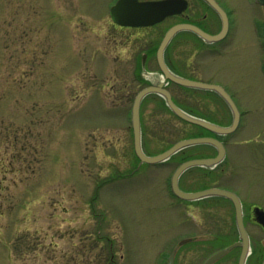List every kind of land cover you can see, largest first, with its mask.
Segmentation results:
<instances>
[{
    "label": "rangeland",
    "instance_id": "rangeland-1",
    "mask_svg": "<svg viewBox=\"0 0 264 264\" xmlns=\"http://www.w3.org/2000/svg\"><path fill=\"white\" fill-rule=\"evenodd\" d=\"M222 1L238 15L228 43L211 54L185 45L178 61L191 58L188 76L226 90L239 126L220 136V164L188 168L179 185L218 186L237 194L245 210L264 209V4ZM112 2L0 0V264H167L175 245L192 236L197 248H182L187 264L220 245L211 238L232 205L221 197L172 195L176 156L140 163L134 154L130 109L148 74L158 73L164 28L114 27ZM174 41L165 50L173 63ZM165 84L185 110L230 123L215 92ZM140 119L149 155L192 134L156 94L142 99Z\"/></svg>",
    "mask_w": 264,
    "mask_h": 264
},
{
    "label": "water",
    "instance_id": "water-1",
    "mask_svg": "<svg viewBox=\"0 0 264 264\" xmlns=\"http://www.w3.org/2000/svg\"><path fill=\"white\" fill-rule=\"evenodd\" d=\"M258 1L261 4H264V0H258ZM167 7H168L167 2L164 1L139 2L138 0H117L116 3L111 7L110 14L112 19L121 25L147 26L160 21L163 18V16L166 14L165 9ZM218 10L220 11L223 19V29L219 35L210 36L207 33L203 32L198 27L189 24L173 26L166 31L159 46L157 47L156 60L158 63V67L165 79L182 86L205 89V90H213L217 92L227 103V105L231 110L232 119L230 124L227 126L218 125L203 118H199L187 113L186 111H184L174 103L171 97V93L167 88L164 87L163 81L156 79L155 81H152L150 85L140 89L136 93L132 102L131 127L133 134V149L135 155L137 156L140 162L159 163L167 160L171 155H173L177 151L191 145L205 143V144H210L216 148L217 152L214 157L192 158L180 163L171 175L170 186L174 195L185 200H195L210 195H218L230 199V201L234 206V211L236 214L235 219L240 234V238L243 241L242 243L243 252L240 259V264H243V258H244L243 256L245 254L244 250L246 249L248 243H247V235L242 224V216H241L242 210L238 196L231 191L217 187H210L198 191L186 192L181 190L178 185V179L186 169L193 166L212 167L217 163H219L224 158L225 155V148L223 143L217 138L210 136L184 138L174 142L164 151L154 155H147L146 153H144L141 146V128H140V116H139L140 102L144 96L150 93H155L163 97L167 107L180 119L188 123L201 126L215 134H228L233 132L237 128L239 123L240 113L234 101L232 100L230 95L224 90L223 87H221L220 85L207 84L204 82L191 80L178 76L172 73L168 69L163 58V51L165 46L167 45L168 41L173 36V34L179 29H184V28L191 29L208 41L218 40L221 36H223L227 27V18L222 10H220L219 8ZM263 29H264V21H263ZM254 213H255V219L259 223H261L262 226L264 227V210L259 207H255ZM238 244L240 243L239 242L233 243L228 247L214 253L205 261L204 264H209L213 260L223 255L227 250L231 249L232 247ZM168 264H173V252L169 256Z\"/></svg>",
    "mask_w": 264,
    "mask_h": 264
},
{
    "label": "flooded vegetation",
    "instance_id": "flooded-vegetation-1",
    "mask_svg": "<svg viewBox=\"0 0 264 264\" xmlns=\"http://www.w3.org/2000/svg\"><path fill=\"white\" fill-rule=\"evenodd\" d=\"M116 1L117 0H113V2L107 6L109 22L114 27L126 28V29H145V28H151L157 25H162L164 29H162L163 31H162L160 40L162 39L165 32L170 27H173L176 25H187V24L198 27L199 29H201L203 32L207 33L210 36H217L221 33L223 29V19H222V15L220 11L218 10V8L224 12L227 18V27H226V30L223 36H221L218 40L208 41L202 36H200L198 33H196L195 31L191 29H186V28L177 30L173 34L172 38L169 40L167 46L169 45L172 39H175L173 48H174V53L176 54L177 60L176 61L174 60V63H173L170 61L168 57H166L165 55V50L167 48L166 46L163 52L164 61L167 67L174 74L184 77V78H188V79H193L191 76H188V74H186L188 72L186 71L187 66L188 67L191 66V62H190L191 58L190 59L188 58L189 59L188 63H185V62L181 63L180 61H178V59L181 57V52H182L183 47L185 45L187 46L190 45V49H191L193 48V46H197L199 44L200 46H203V48L198 49L201 52L210 53V54L218 52L219 51L218 45H222L223 43L224 44L228 43V40H230L238 24V21L235 20V16L237 15V13L234 10H232L233 9L232 7L231 8L229 7L230 5L227 3L229 1L223 2L222 0H160V1L167 2L168 7L165 9L166 14L163 16V18L159 22L153 25H149V26L121 25L115 22L112 19L111 14H110V7ZM138 1H146V0H138ZM254 1L258 3L257 0H254ZM148 51H149V48H145V50L141 51L140 53L139 62H138L140 70L147 63ZM155 62H156V59H155ZM172 63L173 65H171ZM260 65H264V60L263 62L261 60ZM156 66L158 69L157 62H156ZM176 86L184 88V89H189V90L196 89V88L183 87L181 85H176ZM201 135L215 137L220 140L218 135L210 133V132L209 133L207 132L205 134L202 133ZM222 142L225 145V142L224 141ZM204 145H207L208 147L207 148L208 150L205 152L206 156L204 157H213L216 154L215 148L208 144H204ZM225 157H226V153H225L224 159ZM218 164H216L215 166H217ZM209 187H218V186H209ZM209 197H218V196H209ZM221 198L226 199V201H228L232 205L233 211L229 213H225L224 215L221 214L222 227L218 229L212 235L211 240L220 245L216 247H214L213 244L210 245L209 249L211 250L209 251L203 250L202 253H200L199 255L193 256L194 258L193 261L187 264H204L207 258L210 257L212 254L236 242H239L240 244L235 245L231 249L227 250L223 255L213 260L209 264H240V259H241V255L243 252V245H242L243 241L240 238V234L238 231V227H237V223L235 219L236 214L234 211V207L230 199L226 197H221ZM239 200L241 203V210H242V214H241L242 224H243L244 230L247 235V243H248L246 249L244 250L245 254L243 256L244 257L243 264H264V227L262 226L261 223H259L255 219L254 208L256 207V205H251L248 208V210H245L244 204L240 197H239ZM259 234L261 237L259 236ZM193 240L194 239L192 238V236H186L185 239H183L180 243L175 245L174 251H173V264H184L182 260L183 252L189 248L190 249L197 248L196 247L197 241H193ZM194 242L196 244H194ZM219 242H222V243H219ZM215 243L214 245H216ZM184 244H187V246L183 247ZM182 248H185L184 251H182L183 250Z\"/></svg>",
    "mask_w": 264,
    "mask_h": 264
},
{
    "label": "trees",
    "instance_id": "trees-1",
    "mask_svg": "<svg viewBox=\"0 0 264 264\" xmlns=\"http://www.w3.org/2000/svg\"><path fill=\"white\" fill-rule=\"evenodd\" d=\"M172 98H173L174 102H175L178 106H180L181 108H183V107L179 104V102H178L177 100L174 99L173 95H172ZM183 109H184V108H183ZM184 110H185V109H184ZM186 111L189 112V113H191V114H193L192 110H186ZM170 113H172V112L170 111ZM172 115H173V116H174L179 122H181L185 127H188L190 133H192V134H188V135H183V133H182V134H179V135H177V137H176L175 139H173V140H174L173 142H175V141H177V140H179V139H182V138L197 136V134H193V133H195V132H194V129H195V130L197 129V130H199L200 132H205V133H207V131H206L204 128H202V127H200V126H197V125H194V124H190V123H188V122H186V121H183L182 119H180V118H178L177 116H175L173 113H172ZM194 115H195V114H194ZM191 130H193V131H191ZM173 142H170L168 146H170ZM142 145H143V144H142ZM168 146H167V147H168ZM167 147H166V148H167ZM207 148H208L207 145H195V148L192 149V151H188V152H186L184 149H182V150L178 151L176 154H174L173 156H171L170 158L176 156V158H177V160H178V163H177V164H179L180 162H182V161H184V160H186V159H189V158L206 156L205 152L208 150ZM195 149H196V150H195ZM183 150H184V151H183ZM194 152H196V153H194ZM177 164H176V165H177Z\"/></svg>",
    "mask_w": 264,
    "mask_h": 264
},
{
    "label": "bare ground",
    "instance_id": "bare-ground-1",
    "mask_svg": "<svg viewBox=\"0 0 264 264\" xmlns=\"http://www.w3.org/2000/svg\"><path fill=\"white\" fill-rule=\"evenodd\" d=\"M151 78L159 80L161 77L159 75H151Z\"/></svg>",
    "mask_w": 264,
    "mask_h": 264
}]
</instances>
